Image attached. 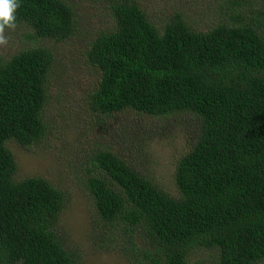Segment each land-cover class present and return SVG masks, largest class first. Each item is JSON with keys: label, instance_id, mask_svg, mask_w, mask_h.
<instances>
[{"label": "trees", "instance_id": "16d2710c", "mask_svg": "<svg viewBox=\"0 0 264 264\" xmlns=\"http://www.w3.org/2000/svg\"><path fill=\"white\" fill-rule=\"evenodd\" d=\"M18 3L15 25L27 24L35 37L64 41L75 33L66 1ZM231 4L226 21L201 32L178 12L159 30L135 0H119L111 6L115 29L87 51L100 73L87 102L92 112L184 113L201 126L177 166L179 198L106 149L92 156L85 189L137 264H189L201 248L216 250L218 264L264 260V0ZM52 61L44 47L0 56V264H78L56 232L64 194L42 178L17 181L6 147L44 136Z\"/></svg>", "mask_w": 264, "mask_h": 264}, {"label": "rangeland", "instance_id": "374dc122", "mask_svg": "<svg viewBox=\"0 0 264 264\" xmlns=\"http://www.w3.org/2000/svg\"><path fill=\"white\" fill-rule=\"evenodd\" d=\"M75 15V33L64 41L42 39L27 24L5 29L7 46L0 56L36 47L51 51L47 104L42 113L44 136L25 148L6 142L17 165L15 179L42 178L64 194V206L55 227L78 264H137L119 229L101 224L85 189L92 156L100 148L126 160L144 177L174 198L180 194L175 174L182 157L200 136V123L190 114L152 118L134 112L101 116L92 112L88 99L100 73L87 62V51L102 33L115 29L111 6L119 0H64ZM148 19L162 30L166 19L181 13L197 31L205 32L226 21L231 0H135ZM257 9L258 1L250 2ZM123 235V236H122ZM189 264H218V252L197 249ZM264 264V260L260 263Z\"/></svg>", "mask_w": 264, "mask_h": 264}, {"label": "clouds", "instance_id": "9594fccd", "mask_svg": "<svg viewBox=\"0 0 264 264\" xmlns=\"http://www.w3.org/2000/svg\"><path fill=\"white\" fill-rule=\"evenodd\" d=\"M20 7L18 0H0V46H7L5 29H14L16 10Z\"/></svg>", "mask_w": 264, "mask_h": 264}]
</instances>
